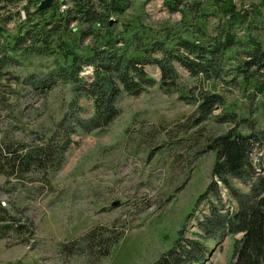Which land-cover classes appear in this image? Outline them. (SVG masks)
<instances>
[{"label": "rangeland", "instance_id": "obj_1", "mask_svg": "<svg viewBox=\"0 0 264 264\" xmlns=\"http://www.w3.org/2000/svg\"><path fill=\"white\" fill-rule=\"evenodd\" d=\"M216 1L232 3L243 19L223 37H232L228 43L233 58L224 63L219 79H195L176 67L179 93L165 94L155 85L138 97H123L120 115L104 129H87L92 102L76 95L71 83L56 75L64 64L59 55L13 52L10 46L1 52L0 206L5 212L0 213V264H151L177 237L184 243H204L207 255L200 264H232L234 243L241 235L210 229L205 218L212 214L211 207L221 210L222 215L229 213L236 206L235 200L221 188L215 203L197 202L211 183L215 160L214 152H203L205 139L226 132L229 126L213 120L191 126L197 117L191 96L201 91L219 94L225 100V111L232 106L240 117L254 115L264 126V96L258 95V89L264 87V68H251L243 73L246 79L234 70L239 59L246 57L249 37L262 35L264 0L205 1L203 10L209 17L203 34L197 32L196 22L187 26L181 14H168L161 0L144 4L141 17L144 25L157 30L169 29L193 39H215L226 23L233 22L218 13ZM13 2L0 11L3 39L5 36L10 45L20 33L25 21L21 12L26 17L24 5H28ZM56 3L59 14L65 15L71 8L69 0ZM140 3L143 1L138 2V8ZM33 10L31 6L29 13ZM134 12L129 11L121 22L131 20ZM8 13L15 18L3 25ZM68 29L78 30V24L72 22ZM63 38L71 41L72 36L68 33ZM83 44L80 54L90 49L89 41ZM145 69L160 80L156 67ZM82 73L80 77L92 80L91 66ZM180 94L185 100L179 99ZM73 99L76 102L71 104ZM221 114L220 108L212 112V116ZM63 118L61 129L57 128ZM46 141L51 150L63 151L58 163L49 158L53 165H28L24 170L9 166L10 157L6 156L24 157ZM257 174L264 176V171ZM233 183L235 189L247 192L245 185ZM15 224L22 225V232L12 230ZM93 228L91 244L96 243V248L98 243L105 245L96 249L95 256L81 249L72 256L61 253L63 246L75 247ZM213 230L216 234L209 233Z\"/></svg>", "mask_w": 264, "mask_h": 264}, {"label": "trees", "instance_id": "obj_2", "mask_svg": "<svg viewBox=\"0 0 264 264\" xmlns=\"http://www.w3.org/2000/svg\"><path fill=\"white\" fill-rule=\"evenodd\" d=\"M13 1L0 0V11H5ZM16 1L19 3L21 0ZM139 1H143V4L140 3L138 8ZM152 1L154 0H69L71 8L59 20L56 18V6L51 10H38L35 5L32 13H29L31 5L24 6L25 21L20 26V33L13 38L12 45L5 36L4 41V29L0 25V55L9 46L13 52L30 50L37 56L59 55L64 59L65 65L62 63L57 68L56 75L65 82H70L76 95L82 94L92 102L93 113L86 124L87 129L89 127L92 131L107 128L120 115L119 104L123 97H138L155 85L165 94L179 93L176 67L182 68L195 79L218 80L224 63L233 58L232 47L223 37L233 29L237 21L243 19L232 3L223 1L218 4L216 1L218 13L228 17L227 22H233L226 23L227 27H223L217 38L203 40L202 37L193 39L192 35L180 36L173 30H157L144 25L141 17L145 14L143 6ZM161 1L168 14H181L182 23L187 26H191L192 21L196 22L197 32L203 34V26L209 17L203 6L205 1V4H209L210 0ZM131 10L135 11L131 15L132 19L121 22ZM218 13L212 14L218 16ZM189 16L191 20L186 21ZM14 18V15L8 13L3 19V25L12 22ZM72 22L78 24V30L68 32ZM56 24L60 28L54 29ZM259 30L261 37H249V46L244 49L246 57L239 59V66L234 69L242 76L255 66L264 68V25ZM68 33L72 36L71 41L63 38ZM27 41L30 43L26 44ZM85 41L90 42V49L85 47L87 52L80 54L78 51ZM87 66L93 68L90 82L80 77ZM146 66L159 70V81L149 74ZM187 92L192 90L188 89ZM258 93L259 96H264V87H260ZM184 98L180 94L179 99L185 100ZM191 98L192 103L197 105V117L191 126H198L209 120L218 125L229 126L226 132L205 139L203 152H214L215 160L211 168V183L197 202L207 200L208 204L215 203L219 200L220 189L225 188L235 200L236 206L225 215L216 207H211L212 214L205 218L209 221L208 228L210 225V229L215 227L229 235H241L234 243L232 264H264V176L257 174L258 171H264V126H260L254 115L240 117L232 111V106L225 111V100L219 94L201 91L199 94L193 93ZM74 101L73 99L71 104ZM217 108L221 109L222 114L212 116L213 110ZM261 110L264 112V103ZM63 121L64 118L57 123V128L61 127ZM52 138H49L50 141ZM47 144L48 141L44 146L32 148L24 157L6 156L10 157L9 166L13 170H24L28 165H44L49 162V158H54L58 163L63 151L51 150ZM49 164L53 165L52 162ZM233 182L245 185L247 192L235 189ZM2 212L5 210L0 206V213ZM11 228L16 233L22 232L20 224ZM94 230L93 228L82 236L75 247L69 244L63 246L61 253L72 256L76 249H81L88 252V256H95L96 249L100 250L105 245L98 243L99 247L96 248V243L91 244L95 236ZM214 232L216 234L217 231L209 233ZM204 248L206 246L200 241L184 243L177 237L172 247L159 254L151 264H200L207 255Z\"/></svg>", "mask_w": 264, "mask_h": 264}, {"label": "water", "instance_id": "obj_3", "mask_svg": "<svg viewBox=\"0 0 264 264\" xmlns=\"http://www.w3.org/2000/svg\"><path fill=\"white\" fill-rule=\"evenodd\" d=\"M51 6H52V0H43L39 2V4L37 5V9L38 10H48L51 8ZM57 26L59 25H56L54 29L57 28ZM231 40H232V37H230V35H227L225 38V41L230 42Z\"/></svg>", "mask_w": 264, "mask_h": 264}, {"label": "built area", "instance_id": "obj_4", "mask_svg": "<svg viewBox=\"0 0 264 264\" xmlns=\"http://www.w3.org/2000/svg\"><path fill=\"white\" fill-rule=\"evenodd\" d=\"M39 1H41V0H21V2H23V4H37ZM53 2L54 3H56L57 2V0H53ZM57 4V3H56ZM25 6V5H24ZM21 14H22V18L23 19H25V17H24V13L23 12H21ZM63 14H60V16H62ZM30 42L29 41H27L26 42V44H29Z\"/></svg>", "mask_w": 264, "mask_h": 264}]
</instances>
